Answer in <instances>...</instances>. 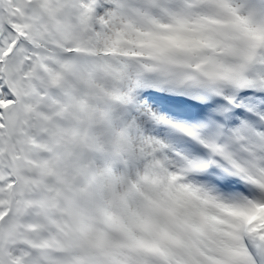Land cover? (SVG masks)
Here are the masks:
<instances>
[{
	"label": "snow or ice",
	"instance_id": "6c2138e0",
	"mask_svg": "<svg viewBox=\"0 0 264 264\" xmlns=\"http://www.w3.org/2000/svg\"><path fill=\"white\" fill-rule=\"evenodd\" d=\"M0 264H264V0H0Z\"/></svg>",
	"mask_w": 264,
	"mask_h": 264
}]
</instances>
